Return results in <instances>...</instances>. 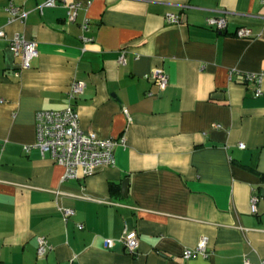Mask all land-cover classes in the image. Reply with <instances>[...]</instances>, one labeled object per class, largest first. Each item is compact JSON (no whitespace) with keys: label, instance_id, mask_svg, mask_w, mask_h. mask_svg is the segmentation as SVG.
<instances>
[{"label":"crops","instance_id":"crops-1","mask_svg":"<svg viewBox=\"0 0 264 264\" xmlns=\"http://www.w3.org/2000/svg\"><path fill=\"white\" fill-rule=\"evenodd\" d=\"M42 2L0 0V264H264V95L242 75L264 71L263 1L92 0L72 22ZM10 4L26 17L11 20ZM221 13L223 32L207 25ZM15 33L37 41L29 69ZM156 68L169 75L163 89L146 77ZM74 80L86 84L73 101L81 128L125 144L113 165L64 179L33 146L36 113L67 107ZM61 206L75 213L66 220ZM126 226L139 233L136 254L118 240ZM204 235L210 254L186 258ZM39 236L53 246L43 257Z\"/></svg>","mask_w":264,"mask_h":264},{"label":"built area","instance_id":"built-area-1","mask_svg":"<svg viewBox=\"0 0 264 264\" xmlns=\"http://www.w3.org/2000/svg\"><path fill=\"white\" fill-rule=\"evenodd\" d=\"M264 3V0H262ZM92 0H43L39 5L40 10L46 7L63 6L66 8L67 20L75 21L79 11L91 5ZM10 14V19L16 17H26V12L22 11L19 6L10 4L7 7ZM168 22L179 24L183 21V16L180 13H168L166 15ZM228 18L224 13L210 16L207 18V25L220 32L228 29ZM81 27L83 31H88L90 27V19L84 18ZM238 37L248 38L252 36V30L247 27H239L235 31ZM7 32L0 27V39L7 38ZM85 42L93 40L92 37L82 35ZM11 47L17 56L21 57L20 68L29 69L33 65V61L39 55L37 41L28 39L22 33H15L10 38ZM119 61L122 64L127 62L126 48L120 51ZM234 71L231 72L233 74ZM243 79L246 83H254L256 96L264 95V71L260 72H246L242 73ZM151 78L160 89L165 88L169 84V75L162 68H156L146 75ZM85 82L81 80H74L69 90L70 103L63 109H41L36 113V130L37 140L34 147L38 148L43 156L48 154L53 161L64 166L65 173L63 178H79L86 177L95 173L101 166L113 165L115 163V148L117 145L125 144V138H102L95 132H85L80 126V114L73 102L78 96L85 91ZM241 148H245L244 142L239 143ZM29 146H25L29 150ZM259 194H254L251 198V209L253 213L258 211ZM60 210L67 220L71 217L75 210L70 207L61 206ZM121 241L126 250L131 254L138 252L140 238L136 229H129L125 227L123 234L118 239ZM37 254L39 257L45 256L53 246L50 244L45 236L37 238ZM115 239L108 238L105 241L107 247H113ZM209 237L202 236L194 248H187L184 252L186 258H191L197 255L208 256ZM264 263V259L262 260ZM62 264H72L69 260ZM244 264H255L250 259L245 258Z\"/></svg>","mask_w":264,"mask_h":264},{"label":"water","instance_id":"water-1","mask_svg":"<svg viewBox=\"0 0 264 264\" xmlns=\"http://www.w3.org/2000/svg\"><path fill=\"white\" fill-rule=\"evenodd\" d=\"M128 182H129V179H125L122 183V189H123V192H125V194H127Z\"/></svg>","mask_w":264,"mask_h":264},{"label":"trees","instance_id":"trees-1","mask_svg":"<svg viewBox=\"0 0 264 264\" xmlns=\"http://www.w3.org/2000/svg\"><path fill=\"white\" fill-rule=\"evenodd\" d=\"M262 177L264 178V174L262 175ZM116 185H112L111 188L113 190V188L115 187Z\"/></svg>","mask_w":264,"mask_h":264}]
</instances>
